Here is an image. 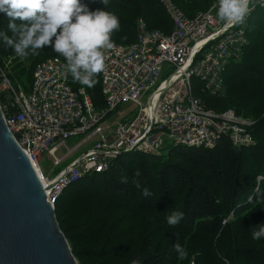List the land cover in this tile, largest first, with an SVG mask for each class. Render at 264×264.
Returning a JSON list of instances; mask_svg holds the SVG:
<instances>
[{
    "label": "trees",
    "instance_id": "trees-1",
    "mask_svg": "<svg viewBox=\"0 0 264 264\" xmlns=\"http://www.w3.org/2000/svg\"><path fill=\"white\" fill-rule=\"evenodd\" d=\"M172 1L192 17L214 0ZM258 1L253 0L246 20L248 43L224 71V95L202 90L200 80L191 78L193 94L203 105L215 111L231 108L251 121L247 131L252 143L233 145L223 137L208 148L166 144L154 154L133 151L119 155L108 170L66 187L54 213L79 264H264V238L253 240L250 227L264 222V6ZM80 2L119 18L120 29L112 34L115 43L136 40L138 17L148 29H172L158 0H108L106 6L102 0ZM9 22L0 13V31H6ZM52 56L66 63L51 45L39 56L21 59L0 41V70L15 89L26 93L35 65ZM94 79L93 87L75 82L70 74L67 82L75 91L83 87L99 109L104 105L100 75ZM4 93L0 91V103L8 101ZM137 170L139 188L132 182ZM145 187L150 196L143 195ZM173 211L184 216L169 226L167 217ZM176 243L186 249V259L178 258Z\"/></svg>",
    "mask_w": 264,
    "mask_h": 264
},
{
    "label": "built area",
    "instance_id": "built-area-1",
    "mask_svg": "<svg viewBox=\"0 0 264 264\" xmlns=\"http://www.w3.org/2000/svg\"><path fill=\"white\" fill-rule=\"evenodd\" d=\"M158 1L172 21L171 31L148 29L143 18L136 19V40L115 43L106 54L105 68L99 74L104 105L99 109L83 87L75 91L69 86L65 62L57 56L35 65L27 93L15 89L6 71L0 70V90L10 96L0 104L4 123L39 171L52 207L66 187L87 174L108 170L122 154H154L166 144L208 148L223 137L233 145L252 143L247 131L251 121L231 108L215 111L203 105L193 94L191 82L192 77L198 78L202 90L224 95V71L248 43L247 18L241 25L220 21L212 7L218 0L192 17L172 0ZM258 4L264 6V0ZM165 65L172 71L163 76L168 70ZM123 102L135 104V114L105 126L106 118ZM77 134L84 136L67 147L66 140ZM91 140L92 145L54 177L40 169L44 150L56 165ZM61 146L67 150L58 157L55 153Z\"/></svg>",
    "mask_w": 264,
    "mask_h": 264
},
{
    "label": "clouds",
    "instance_id": "clouds-1",
    "mask_svg": "<svg viewBox=\"0 0 264 264\" xmlns=\"http://www.w3.org/2000/svg\"><path fill=\"white\" fill-rule=\"evenodd\" d=\"M102 2L106 6L108 0ZM250 5L253 0H218L212 7L220 21L241 25L250 13ZM0 13L10 18L7 30L0 31L5 50L11 48L17 57L24 59L29 55L39 56L40 50L51 45L66 58L65 79L70 74L75 82L88 87H93L94 78L103 72L106 54L116 47L112 34L120 29L119 18L114 13L91 11L80 0H0ZM139 176L140 172L134 171L132 182L137 188ZM128 179L124 177L123 182L127 183ZM143 195H151L148 188H143ZM183 216V212L173 211L167 217L168 225L176 226ZM250 227L253 240L264 238V222ZM173 248L179 259L187 258V251L180 243Z\"/></svg>",
    "mask_w": 264,
    "mask_h": 264
},
{
    "label": "water",
    "instance_id": "water-1",
    "mask_svg": "<svg viewBox=\"0 0 264 264\" xmlns=\"http://www.w3.org/2000/svg\"><path fill=\"white\" fill-rule=\"evenodd\" d=\"M0 264H79L39 174L5 125L1 109Z\"/></svg>",
    "mask_w": 264,
    "mask_h": 264
},
{
    "label": "rangeland",
    "instance_id": "rangeland-1",
    "mask_svg": "<svg viewBox=\"0 0 264 264\" xmlns=\"http://www.w3.org/2000/svg\"><path fill=\"white\" fill-rule=\"evenodd\" d=\"M164 67H166L168 70L166 72H164L163 76H165V74L167 72L169 73L172 71V69L168 65H165ZM0 91H2V90H0ZM4 95L6 96L5 98H8V101H9L10 96L8 95V93H4ZM4 102L7 103L6 101H4ZM0 104H3V101ZM136 108H137L136 105L133 104L132 102L121 103L106 118L104 125L107 127L108 126L112 127V126H114V124L118 123L122 119L127 118V117H132L136 112ZM83 136H84V134H77V135H73V136L69 137L66 140V146L72 147L75 143L80 141L83 138ZM252 141H253V138H252ZM92 143H93V141L91 140V141H88V142L82 144L77 150H75L70 155L66 156L59 164H56V165L53 164L52 157L47 153L46 150H44L41 153V156H40L39 161H38V165H39L40 169L42 170V172L46 176L51 178L52 176L57 174L62 168L66 167V165L73 158L78 157L83 151H86L92 145ZM66 150H67L66 147L61 146L55 154L58 157L64 156L66 153Z\"/></svg>",
    "mask_w": 264,
    "mask_h": 264
},
{
    "label": "bare ground",
    "instance_id": "bare-ground-1",
    "mask_svg": "<svg viewBox=\"0 0 264 264\" xmlns=\"http://www.w3.org/2000/svg\"><path fill=\"white\" fill-rule=\"evenodd\" d=\"M38 173H39V171H38Z\"/></svg>",
    "mask_w": 264,
    "mask_h": 264
}]
</instances>
